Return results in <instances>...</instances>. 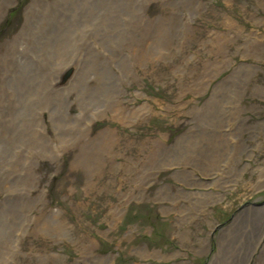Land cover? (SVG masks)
<instances>
[{"label":"rangeland","instance_id":"rangeland-1","mask_svg":"<svg viewBox=\"0 0 264 264\" xmlns=\"http://www.w3.org/2000/svg\"><path fill=\"white\" fill-rule=\"evenodd\" d=\"M263 222L264 0H0V264H264Z\"/></svg>","mask_w":264,"mask_h":264},{"label":"bare ground","instance_id":"bare-ground-1","mask_svg":"<svg viewBox=\"0 0 264 264\" xmlns=\"http://www.w3.org/2000/svg\"><path fill=\"white\" fill-rule=\"evenodd\" d=\"M118 104H119V103H118ZM120 106H121V105H120ZM213 180H216V179L213 178ZM202 181H204V180H202ZM263 223H264V222H263Z\"/></svg>","mask_w":264,"mask_h":264}]
</instances>
